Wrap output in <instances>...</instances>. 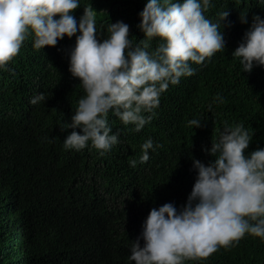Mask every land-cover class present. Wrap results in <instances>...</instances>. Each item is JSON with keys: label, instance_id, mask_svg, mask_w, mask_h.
Returning a JSON list of instances; mask_svg holds the SVG:
<instances>
[{"label": "trees", "instance_id": "obj_1", "mask_svg": "<svg viewBox=\"0 0 264 264\" xmlns=\"http://www.w3.org/2000/svg\"><path fill=\"white\" fill-rule=\"evenodd\" d=\"M146 3L79 0L72 14L79 22L84 7H91L101 41L108 36V24L123 21L135 45L144 38L138 25ZM210 3L205 15L212 22L219 20V13L229 12L221 21L224 51L201 64L191 63L194 75L169 85L152 120L140 131L109 112L110 134H116L118 142L103 154L91 141L80 151L64 148L73 129L62 127L71 123L85 95L69 71L79 32L40 50L29 35L19 54L0 68V264H127L136 232L125 215H148L158 209L159 200L177 201L190 194L197 176L165 179L194 160L209 165L215 157L206 149L218 142L225 121L254 132L246 155L264 149V65L254 64L246 72L232 56L244 42L252 17L264 19V0ZM241 13H247V23H241ZM160 42L154 38L149 51ZM41 93L45 101L29 103ZM192 119H200L202 126H189ZM148 139L154 147L149 160L140 163ZM132 160L135 167L130 166ZM155 185L161 186L162 197L152 189ZM184 264H264V240L245 234L206 260Z\"/></svg>", "mask_w": 264, "mask_h": 264}, {"label": "clouds", "instance_id": "obj_2", "mask_svg": "<svg viewBox=\"0 0 264 264\" xmlns=\"http://www.w3.org/2000/svg\"><path fill=\"white\" fill-rule=\"evenodd\" d=\"M78 7L79 0H0V68L19 54L29 35L40 50L80 33L70 51L69 71L80 80L85 95L78 100L71 123L62 127L73 129L64 140L66 150L80 151L91 141L101 154L107 152L118 142L117 135L110 134L109 112L140 131L152 120L169 85L194 75L191 63L201 64L225 49L221 21L229 12L219 13V20L212 22L205 15L210 0H147L138 25L144 38L135 45L123 21L108 24V36L101 41L96 12L85 6L77 22L72 13ZM240 21L247 23V13H241ZM154 38L161 42L149 51ZM232 56L246 72L254 64L264 65V19L259 15L252 17L244 42ZM45 100L41 93L29 103ZM188 124L202 126L200 119ZM253 135L242 123L225 121L218 142L206 149L215 157L209 165L194 160L165 179L177 180L184 170L189 178L197 176L190 194L177 201L159 200L158 209L148 215H125L136 232L127 264H184L206 260L245 234L264 240V149L245 154ZM153 147L151 139L142 145L140 163L149 160ZM136 163L132 160L130 166ZM152 189L164 195L160 185Z\"/></svg>", "mask_w": 264, "mask_h": 264}, {"label": "bare ground", "instance_id": "obj_3", "mask_svg": "<svg viewBox=\"0 0 264 264\" xmlns=\"http://www.w3.org/2000/svg\"><path fill=\"white\" fill-rule=\"evenodd\" d=\"M188 165L191 166V163H189ZM187 167H188V166H187ZM181 176L186 177V176H187V172L184 170V171L182 172ZM192 177H194V176H192Z\"/></svg>", "mask_w": 264, "mask_h": 264}]
</instances>
